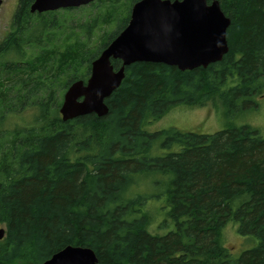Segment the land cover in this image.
Instances as JSON below:
<instances>
[{"label": "trees", "instance_id": "1", "mask_svg": "<svg viewBox=\"0 0 264 264\" xmlns=\"http://www.w3.org/2000/svg\"><path fill=\"white\" fill-rule=\"evenodd\" d=\"M34 1L19 0L12 29L0 42V58L14 61H4L5 71H12L7 80L20 77L21 85L31 81L35 89L17 93L19 109L34 99V121L6 134L0 129V222L6 228L0 264H42L68 245L92 248L101 264H264L260 130L249 124L214 133L149 130L181 104L218 102L229 113L258 107L256 98L264 96V0H219L231 18L230 50L222 61L192 70L134 62L106 99L108 114L67 121L60 112L63 92L88 80L93 61L128 25L139 0L90 3L104 13L92 12L82 24L85 39L59 19L58 10L32 12ZM73 9L64 8L63 16ZM112 19L116 29L103 28ZM99 24L104 34L93 46ZM55 28L64 29L60 36ZM44 39L51 46H43ZM112 64L117 70L123 63ZM5 87L3 98L12 92ZM4 107L0 128L14 112ZM150 179L162 192L133 191ZM160 195V228L169 229L157 232L158 211L148 203ZM228 225L258 243L235 256L224 243Z\"/></svg>", "mask_w": 264, "mask_h": 264}, {"label": "water", "instance_id": "2", "mask_svg": "<svg viewBox=\"0 0 264 264\" xmlns=\"http://www.w3.org/2000/svg\"><path fill=\"white\" fill-rule=\"evenodd\" d=\"M96 0H35L32 12L88 5ZM2 0H0V5ZM231 18L219 0H139L128 25L105 47L91 67L87 81L71 83L60 112L65 121L89 113L108 114L106 99L125 77L126 66L137 62H158L181 70L208 67L222 61L229 52ZM112 59H120L115 69ZM6 228L0 227V240ZM42 264H101L90 247L68 245Z\"/></svg>", "mask_w": 264, "mask_h": 264}, {"label": "rangeland", "instance_id": "3", "mask_svg": "<svg viewBox=\"0 0 264 264\" xmlns=\"http://www.w3.org/2000/svg\"><path fill=\"white\" fill-rule=\"evenodd\" d=\"M129 0H121V3H126ZM135 4V3H134ZM133 4V5H134ZM88 6L85 8L75 7L73 10L70 11V13H65L63 16V9L58 10L59 19H61L65 24H67L69 27H72L75 29L76 33L80 36V38L85 39V31L82 28L85 22H87V19L91 16V13L93 12V15L98 14L99 17L102 16L104 13V7L98 9L96 6ZM132 5V7H133ZM19 6V0H2V3L0 5V42L4 40V38L9 34V32L12 29V22L14 14ZM123 10L124 8L121 7ZM132 10V9H131ZM118 24V21L116 19H112L107 24H104L103 28L106 30H115L116 26ZM100 27H96L94 29L92 35H91V41L93 43V46H96L101 41V37L104 34V29H101V24H99ZM68 27V28H69ZM68 28L65 27V31L68 30ZM57 34V36H60L62 33V30L59 28L54 29ZM59 34V35H58ZM76 37V36H74ZM72 37V40L75 38ZM61 37H59L60 39ZM60 42V41H59ZM43 46H51L46 39L42 42ZM60 44V43H59ZM36 48L31 49V52L35 50ZM30 52V53H31ZM6 59H9L10 61H13L12 56H6L4 58H0V90L2 88V84L5 85L8 89H12V92L7 94L5 98L0 96V109L5 108L4 106L10 105L11 109H14V112L11 114H6L3 118V125L0 128L6 133H9L12 130H15L18 125H29L34 121V114H35V108L32 100L33 98L26 103L27 106L22 110L19 109L22 106V101L20 100V96H17V93H20L22 91L23 94H26L28 91L33 90L32 83L30 81V85L27 84V86L21 85L20 77H14L13 80L9 79L8 77L12 76V71H5L3 64ZM23 76L21 75V78ZM35 90V89H34ZM6 91V90H5ZM20 91V92H19ZM66 91L63 92V97ZM35 92H33L34 94ZM42 94L45 95V91H42ZM34 96V95H32ZM256 100L258 101L259 105L257 108H238L234 113H229L225 106L222 103H208L205 106H191V105H177L173 107L168 113H166L162 118L157 119L153 124L150 125L149 130L150 131H158V130H169V129H178L181 131H193L197 133H214L218 130L230 127L231 125H246L249 124L251 126H254L260 130V133L264 136V96L257 97ZM149 126V125H148ZM136 189H133V191H141L146 192L147 194H155L158 195L160 192H162V189L160 190H154L153 183L150 179L148 183H145L144 181L138 182ZM159 197H162L161 195ZM151 197L149 199V205L148 207L152 209L153 211H156V217L154 219V223L152 225V229L156 228L157 232H160L161 230H168L169 228L162 229L160 228L161 222L164 220V214L162 215V211H160L161 206H163L164 199L163 197L160 199H156ZM165 206V205H164ZM236 225L235 228H238V225ZM4 226L0 222V227ZM160 228V229H159ZM234 228L233 225H228L225 228L224 231V243L225 245L231 249L233 254L235 256L240 255L245 249H249L256 245L258 243V240L253 235H242Z\"/></svg>", "mask_w": 264, "mask_h": 264}]
</instances>
